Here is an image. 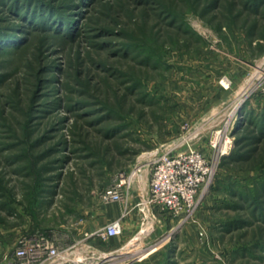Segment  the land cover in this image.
I'll use <instances>...</instances> for the list:
<instances>
[{"label":"rangeland","instance_id":"obj_1","mask_svg":"<svg viewBox=\"0 0 264 264\" xmlns=\"http://www.w3.org/2000/svg\"><path fill=\"white\" fill-rule=\"evenodd\" d=\"M12 1L0 0V264L28 234L69 245L96 230L111 207L100 193L146 153L186 139L211 156L227 137L195 213L158 212L138 256L264 264V3L42 0L70 15L43 28Z\"/></svg>","mask_w":264,"mask_h":264},{"label":"built area","instance_id":"obj_2","mask_svg":"<svg viewBox=\"0 0 264 264\" xmlns=\"http://www.w3.org/2000/svg\"><path fill=\"white\" fill-rule=\"evenodd\" d=\"M211 144V156L189 146L186 139L146 153L132 169L119 172L99 195L103 205H121L117 218L69 245L63 244L61 232L28 234L4 256V263L133 264L142 260L138 255L151 246L148 239L160 222L158 212H168L181 222L190 218L212 186L219 161L233 148L229 137L222 146L218 138ZM133 214L138 216V229L121 248L104 251L93 244L121 237L124 222Z\"/></svg>","mask_w":264,"mask_h":264},{"label":"trees","instance_id":"obj_3","mask_svg":"<svg viewBox=\"0 0 264 264\" xmlns=\"http://www.w3.org/2000/svg\"><path fill=\"white\" fill-rule=\"evenodd\" d=\"M3 3V2H2ZM11 7L13 8L12 9V13L14 14L17 9H23L25 12H27L26 14L28 16H30L28 18V20H31L32 22H35L34 24L37 25V22H45L43 28H48L50 26V24L52 23V21H57L59 23L60 20H64V21H67V16L69 15L68 13L67 14H64L62 13L57 7L55 8H52L50 9L49 7H46V11L45 13H41L42 12V8H45L42 6V3H44L42 0H37V1H34V0H26L23 4H19L18 3V0H14V2L12 1L11 2ZM251 5H252V13H259V6L261 4L264 3V0H251ZM34 4V6H33ZM31 7V8H30ZM249 8V6H248ZM34 12H36V14H34ZM39 14H44L43 16H34V15H39ZM70 16V15H69ZM47 25H49L47 27ZM3 33H0V44L2 43V41L5 39L4 36L2 35ZM249 109L250 112L253 111L252 108L250 107H246V109ZM249 112V113H250ZM263 114H262V117H261V120L260 121H256L257 122V125H258V131H259V135H257L256 138H263L264 137V109L262 110ZM250 118V116H248ZM248 123L249 124H254L256 125V123H253V119H249L248 120ZM242 158H245V156H243ZM232 159H235L232 158ZM237 159V157H236ZM226 160V159H225ZM167 258V262L166 264H175V263H172V258L170 257V255H168Z\"/></svg>","mask_w":264,"mask_h":264},{"label":"crops","instance_id":"obj_4","mask_svg":"<svg viewBox=\"0 0 264 264\" xmlns=\"http://www.w3.org/2000/svg\"><path fill=\"white\" fill-rule=\"evenodd\" d=\"M120 210H121V205H115V206H111L110 208H108L107 212H106L107 213L106 217L101 221V223L95 229L100 228V227L104 226L108 221H110V220H112L114 218H117L120 215ZM158 219H159V221H161L160 218H158ZM137 224H138V216L135 215V214L131 215L124 222L125 230H124L123 236H121L119 238L118 237L112 238L109 241H107V244H110L109 246L111 247L108 250H115V249L121 247V244L126 239H129L130 237H132L136 233V231L138 229L137 228ZM143 261L139 260V261H137V262H135L133 264H166L167 258L159 259L156 256L155 258L153 257V259H150V260H148V261H146L144 263H143ZM138 262H140V263H138Z\"/></svg>","mask_w":264,"mask_h":264},{"label":"bare ground","instance_id":"obj_5","mask_svg":"<svg viewBox=\"0 0 264 264\" xmlns=\"http://www.w3.org/2000/svg\"><path fill=\"white\" fill-rule=\"evenodd\" d=\"M260 68V67H259ZM258 76V75H257ZM251 86L247 85L244 89H243V92L239 98L240 99H243L245 98V96L251 91L252 88H250Z\"/></svg>","mask_w":264,"mask_h":264}]
</instances>
